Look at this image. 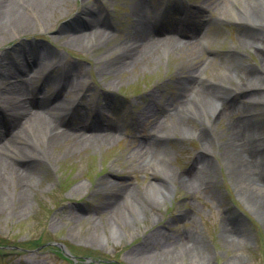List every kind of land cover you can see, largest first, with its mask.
<instances>
[{"label": "rangeland", "instance_id": "374dc122", "mask_svg": "<svg viewBox=\"0 0 264 264\" xmlns=\"http://www.w3.org/2000/svg\"><path fill=\"white\" fill-rule=\"evenodd\" d=\"M175 1L177 3L182 1L180 4L182 9L187 4L195 7L188 11L190 17H194L191 18L192 22L197 23L199 27L196 33L193 32L195 36L203 35V30L209 32L206 47L195 61L201 76L218 82L221 78L211 76L215 73L216 75L224 73L222 67L228 65L223 64L224 54L227 55L234 46L240 51V57L233 60L236 71L237 68L243 69L239 67V63L250 67L259 64L260 55L254 53L253 47H239L243 28L234 25V22L244 21L241 18L244 10L237 0H224L225 5L230 7L227 12L224 10L225 7L219 9L211 6L214 2L212 0L205 3L203 7L210 8L212 12L209 21L204 17V11L193 13L194 10L197 12L198 6L205 0ZM137 2H141L140 9L145 15L148 14V8L144 7L147 0H69L68 7L64 4L58 8H61L60 13L56 14L51 27L38 28L33 33L19 35L0 45V57L5 53L9 61L18 56L23 59L26 54L33 52L51 68L57 66L48 74L49 80L43 84L46 96L51 95L58 85V81L53 79L55 76L64 69L80 65L81 77L88 83L91 91L86 93V99L81 103L82 118H74L72 122L81 126L85 121L83 115L91 113L93 108H96L105 111L106 115L116 122L108 125L117 123L123 125L121 126L123 133L117 131L115 140L110 145L95 144L79 151L68 149L64 156H60L58 162L52 164L51 169L40 168L43 171L34 176L38 187L36 194L32 196V207L21 213L0 214V264H174L175 260L177 264H264V224L247 203L250 201L245 189L236 184L233 174L227 169L221 145H214L216 154H211L210 157L217 165V171L208 172V180L197 177L195 195L191 196L184 189L176 188L163 199L162 206L155 207L154 200L148 199L141 192L142 194L138 196L139 201L149 205L147 210L141 209L143 215L145 214L143 221H137L130 207V200L125 199L124 202L120 200L108 213L97 215V205L104 201L105 192L99 191L96 196L93 192L100 190L101 184L107 182L106 180L117 184L115 190H119L121 185H126L129 189L137 187L142 190L155 179H161V176L151 168L146 170L145 165L143 171L136 170V164L130 166V160L126 158L127 151L141 146L152 157L159 153L160 157H153V162L156 166L160 165V169L165 172L170 169L179 173L185 172L203 159L204 146L200 139L182 134V129L173 130L170 114L163 117L165 114L161 113L159 116L165 119L157 117L158 122L161 127L166 126L159 130L161 131L159 134L168 142L170 153L169 159L164 157L161 148L159 146L157 148L152 142L156 132L153 127L154 119L145 111L146 108L156 109L165 105L172 93L176 92L179 86L175 81V73L178 65L184 63L185 57L173 58V55L159 53L156 58L150 59L148 64L140 65L135 70L128 68L114 75L102 73L93 63L97 57L118 52L119 42L129 35H134L133 25L138 22ZM153 3L156 4V0ZM93 8L106 20L107 27L100 25L99 27L109 37H106L107 41H101V45L92 44L86 49L84 45L71 43L73 33L69 31V23L74 19H78L83 25L87 20L94 21V18L81 14L83 11L89 13ZM221 12L226 20L229 19L231 22L220 20ZM93 16L97 17V14ZM170 19L172 17H168L166 21ZM202 20L208 22L203 24ZM176 21L175 18L174 23L169 26L173 24L175 26ZM26 70L28 75H23L22 81L27 84L24 93L29 94L34 85L40 82L34 80V77L38 76L35 73L37 69L29 71L26 67ZM14 78V82L21 80L17 75ZM224 82L234 90L225 91V88L219 90L217 86L215 87L220 91L221 97L226 96L221 100L236 109L234 117L243 115L245 106L248 107L250 102L259 99L255 96L237 95L235 86L240 84L237 78L227 77ZM239 89L240 86L236 90ZM111 92L112 101L106 99L104 95ZM68 95L61 94V99L66 96L68 101H72L76 97L75 93ZM198 99L199 97L192 103L206 117H198L191 110L187 115L183 113L187 126L197 133L204 127L211 129L212 125L215 126V131L225 132L228 120L223 118L213 123L209 112H202ZM253 106V111L260 114L258 117H263L264 104ZM119 107L125 108L123 110L127 113L118 114ZM176 107H173L172 112H176ZM206 118L212 121L211 126L204 123L207 121ZM164 133L169 135L165 138ZM180 138L183 140H179ZM154 141L159 143V139ZM40 154L41 150L34 151V155ZM80 184L82 188L75 194L73 190ZM125 201L129 203L127 208H124ZM121 209L126 212L129 223L121 219L123 216ZM184 209L192 216V221L185 223V219L180 217ZM155 216L158 220L154 218ZM81 219L82 222L79 223ZM100 221H104V224ZM237 223L240 231L245 233L244 236L240 237L238 234V228L235 226ZM112 225L124 227L127 236L122 233L112 235ZM225 225H228L229 231L237 236L236 241H229L228 236L224 234ZM156 230L159 237L154 234ZM132 234L133 236H130ZM148 236L153 238L150 241L155 242L154 248L142 246L144 244L142 238ZM188 236H195V240H198L194 245L198 255L191 254L194 251L189 250L193 248L191 244L185 249L180 248L187 245V240L193 241V238L189 239ZM169 242L175 243L177 250L170 253L165 248Z\"/></svg>", "mask_w": 264, "mask_h": 264}, {"label": "bare ground", "instance_id": "6f19581e", "mask_svg": "<svg viewBox=\"0 0 264 264\" xmlns=\"http://www.w3.org/2000/svg\"><path fill=\"white\" fill-rule=\"evenodd\" d=\"M68 1L0 0V45L19 37V35L33 33L38 28L51 27L54 24L56 14L60 13L61 8H58L64 4L67 6ZM212 1L214 2L211 6L219 9L225 7L224 10L227 12L229 6L225 5L224 0ZM207 2L209 0H205L200 4L197 12L194 10L193 13L206 12L208 8L203 7V5ZM237 2L244 10V16L239 15L246 21V24L250 25L247 24L249 29L244 28L242 30L239 47H253L254 51L260 55V61L259 64L253 65L249 69L237 68L236 71L233 60L240 57V51L238 47L234 46V49L231 48L227 55L224 54L225 62L222 63L224 65L228 64L227 67H222L224 73L220 75L215 73L211 76L221 78L218 79V82H215L212 78L200 82L199 67L195 63L202 55V46L203 48L204 45L206 46L208 30L205 31L203 37H200V34L195 36L194 33L199 27L197 23H193L189 32L194 36L189 39L190 41L169 35L168 32L174 31L165 27L155 33L150 27L148 15H145L143 10L140 9L141 2H137L136 15L138 16V22L133 25L134 35H129L119 42L118 49L116 48L118 52L107 53L106 56L102 55L100 58L94 59L93 63L95 67L99 68V71L114 75L121 71L124 72L128 68L135 70L140 65L148 64L150 59L156 58L159 53L167 56L173 55V58L185 57L184 63L178 65L175 73V81L179 86L176 92L172 93L166 104L162 106L161 112L150 108H146L145 111L154 119L153 127L155 131H159L166 126L161 127L162 125L159 124L157 117L162 119L159 116L161 113L165 114L163 117L170 114L173 130L179 131V129H182V134L199 138L201 144L208 148H202L204 155L201 162L203 163H195L189 170L182 173L173 169L167 170V172L163 171L160 169V165L156 166L153 162V157H156V155L152 157L141 146L127 151L126 158L130 160V166L136 164V170L143 171L145 165L146 170L151 168L152 171L161 176V179H155L142 190L138 188L129 189L126 185H121L119 190H115L117 184L106 180L107 182L101 184L100 190L93 192L94 196L99 191L105 192L104 201L97 205L98 216L108 213L109 210L119 204L120 200L123 202V199H125L130 200V207L135 213L137 221H143L145 214L143 215L144 212H141V209L147 210L149 205L139 201L140 197L138 198V196L140 194L144 193L148 199L154 200V203H152L155 207L162 206L163 199L167 198L172 193L171 191L176 190V188L184 189L191 196L195 195L197 177L208 180V172L215 173L217 171V165L212 162L210 156L216 154L214 145H221V151L223 152V155H221L225 160L227 169L233 174L232 177L235 179L236 184L245 189L250 201V203H247L253 209L252 211L258 214L264 224V116L258 117L257 113H253L254 106L250 102L248 107L245 106L244 113L247 114L245 117H234L236 109L230 104L220 103V91H217L215 86L207 83L212 81L217 86L224 85L225 91H230L232 86L224 81L227 77L232 76L234 79H239L241 83V89L239 90L241 95L249 94L258 97L259 99L254 102V105L264 104V0H257L256 2L253 0H237ZM81 14L84 17L94 18V21H90L84 26L78 19L72 20L69 23V31L73 33L72 36L70 35L71 43L84 45L83 47L87 49L92 44L99 46L102 44L101 41H107L106 37H109V35L99 27V25L107 27L106 20L101 17V13L93 8L89 10V13L83 11ZM95 14H97V17L93 16ZM154 21L156 20L153 19ZM163 30L165 31L161 32ZM166 31L168 32L166 33ZM1 55L0 118L2 120L7 119L10 123L4 133L0 131V214L13 212L16 214L25 212L32 207V196L34 197L38 187L34 176L43 171L40 168L51 169L52 164L58 162L60 156H64L68 149L79 151L91 145L95 146V144L107 143L110 145L115 140L116 128L114 125H97L94 123L89 127H85L84 124L80 126L70 122L69 113L67 114L66 111L73 109L74 99L78 97L79 106L86 99V93L91 91L88 83L81 77L80 65L64 69L53 78L58 81V85L51 95L46 96L42 87L35 88L31 93L25 94L26 84L14 82L13 78L16 75L20 78V76H23L22 73L27 76L26 67L29 71L30 68L31 71L35 68L37 69L35 73L41 74L50 69L51 66L33 52L26 54L23 59L18 56L11 61L8 60L5 53ZM54 69L52 68V70ZM123 72L120 74L122 75ZM63 93L69 95L75 93L76 97L72 101H68L66 96L61 99ZM216 94H218L217 98ZM14 95H17V97ZM104 95L106 99L111 100L113 92ZM198 97L200 101L198 104L202 107V112L208 111L209 115L212 116L213 123L219 122L223 118L228 120L226 133L215 131V126H211L212 121L207 118L204 123L211 126V129L204 127L197 133L187 126L185 116H182L183 113L187 115L188 111L191 110L198 117H206L192 103ZM55 102L57 104L54 105ZM174 106H177L176 112H172ZM110 123H113V121ZM164 134H166L165 138L169 135L168 133ZM179 140L182 141L183 139L180 138ZM218 141L219 143L216 144ZM159 147L161 152L165 154L164 157L166 156L169 159L168 142L162 140L159 142ZM36 149L41 150L40 155H34ZM81 188L82 185L80 184L73 192L77 194ZM121 210L123 215L121 219L128 222L126 212L123 209ZM98 216L97 219L99 220ZM180 217L185 219V223L192 221V216L185 209L181 211ZM154 218L158 220L157 216ZM81 222L82 219L79 223ZM235 226L238 228L240 237L244 236L245 233L240 231L238 223ZM123 228L119 225H112V235L118 233L125 235ZM229 230L228 225L223 227V232L228 236L229 241H236L237 236ZM154 234L158 235L157 230L154 231ZM130 236H133V234ZM142 239L144 242L142 246L155 247V242L150 241V239H153L151 236ZM197 241V239L187 241V245L180 248L185 249L191 244L193 248L189 250L197 249L194 247ZM105 242H107L106 239ZM165 246L170 253L177 250L176 244L173 242H169ZM191 254L198 255L199 253L194 250ZM175 263L177 264L176 260Z\"/></svg>", "mask_w": 264, "mask_h": 264}]
</instances>
